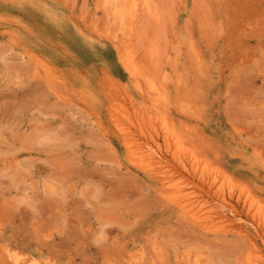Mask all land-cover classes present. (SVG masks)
<instances>
[{
    "label": "rangeland",
    "instance_id": "1",
    "mask_svg": "<svg viewBox=\"0 0 264 264\" xmlns=\"http://www.w3.org/2000/svg\"><path fill=\"white\" fill-rule=\"evenodd\" d=\"M129 1L118 19L105 0H0V264H246L248 252L264 264L257 207L233 211L224 180L231 207L209 197L171 164L163 140L136 146L166 156L145 163L168 173L165 196L194 202L198 221L184 216L127 159L105 113L113 100L141 143L143 110L152 115L148 99L163 91L171 103L157 93L159 110L184 147L264 203V0ZM118 52L141 67L139 79Z\"/></svg>",
    "mask_w": 264,
    "mask_h": 264
},
{
    "label": "bare ground",
    "instance_id": "2",
    "mask_svg": "<svg viewBox=\"0 0 264 264\" xmlns=\"http://www.w3.org/2000/svg\"><path fill=\"white\" fill-rule=\"evenodd\" d=\"M131 1V0H130ZM129 1V2H130ZM137 2H138V4H136L137 5V7H139L138 5H141L140 3L142 2V0H140V2L138 1V0H136ZM105 2L107 3V4H109L110 6H109V8L110 9H112L113 10V12H114V15H115V18H121L122 16H124V6H125V3H124V0H105ZM148 2V1H147ZM127 3V2H126ZM131 4V3H130ZM132 5V4H131ZM149 6H151L150 4H149ZM149 6L147 7V6H144L145 8L147 7L148 8V11L150 10L151 12H152V10L149 8ZM143 7V6H142ZM143 7V11L145 10V8ZM132 9V8H131ZM139 9H140V7H139ZM136 10H137V8H136ZM135 11V10H134ZM147 11V12H148ZM110 12V11H109ZM138 13H139V11H137ZM146 12V11H145ZM157 12V11H156ZM154 12H152V14L150 15V14H148V13H146V14H148V15H150V17L151 16H154V14H153ZM135 16H138L137 15V13L135 14ZM136 19V18H135ZM129 20V19H128ZM132 20V19H131ZM135 21V20H134ZM135 22H137V20L135 21ZM135 22H134V24H135ZM127 23L128 24H130L128 21H127ZM126 24V23H125ZM133 24V23H132ZM137 24V23H136ZM135 24V25H136ZM127 25V24H126ZM133 26V25H132ZM135 27V26H134ZM128 29V28H127ZM132 30V29H131ZM134 30V29H133ZM134 32V31H133ZM126 34H128V31L126 32ZM131 34V33H130ZM129 34V35H130ZM122 35V34H121ZM129 35H128V38H129ZM133 35V34H132ZM132 37V36H131ZM130 37V38H131ZM109 38V37H108ZM180 38V37H179ZM121 39H122V37H121ZM125 38H123V40H124ZM110 40V39H109ZM122 40V41H123ZM129 40V39H128ZM112 41V40H111ZM117 41V40H116ZM118 41H121V40H118ZM125 41V40H124ZM109 42V41H108ZM113 42V41H112ZM115 42V41H114ZM110 44H111V42H109ZM183 43V42H182ZM114 44V43H113ZM112 44V45H113ZM115 44H117V43H115ZM119 45H124V44H120L119 43ZM114 47V46H113ZM116 47H119V46H117L116 45ZM116 47H115V49H116ZM126 47V46H125ZM176 48V47H175ZM122 49V48H121ZM173 50V49H172ZM179 50V49H178ZM116 51H119V50H116ZM121 51V50H120ZM128 51V50H127ZM176 51V50H175ZM180 51V50H179ZM122 53H123V51H121ZM121 52H118V56H119V54L121 53ZM117 53V52H116ZM120 54L121 56L120 57H122V55L124 56V54ZM125 53V52H124ZM173 53V52H172ZM176 54V53H175ZM178 54H180V52L178 53ZM127 55V54H126ZM173 55V54H172ZM170 56V55H169ZM180 55H178V57H179ZM128 57V56H127ZM174 57V56H173ZM124 58V59H123ZM172 58V57H171ZM170 58V59H171ZM118 59V58H117ZM123 60H125V57H122V61L121 60H119V61H121L122 62V65L121 66H123L124 64L126 65H124V67H122V68H124L125 70H127L126 72L128 73L129 72V74H128V76H130V77H134V76H137L138 77V72H136V71H141L140 69H141V67H140V69L138 68V69H136L135 70V66H131V64H127V63H131L130 61L131 60H127V62L126 61H123ZM126 62V63H125ZM129 65H130V67H129ZM134 65V64H133ZM170 67V66H169ZM143 68V67H142ZM124 69H123V71H124ZM144 69V68H143ZM145 74H146V72H145ZM144 73H143V75H145ZM170 74V73H169ZM142 75V74H141ZM143 75L141 76V77H143ZM161 75V74H160ZM147 76V75H146ZM170 76V75H169ZM140 77V76H139ZM139 77L137 78V79H139ZM162 77V76H161ZM149 79H150V77H148ZM147 78V79H148ZM132 79V78H131ZM134 79H136V77L134 78ZM134 79H132V81L134 80ZM144 79H146L145 77H144ZM171 79H172V77H171ZM170 79V80H171ZM159 80V79H158ZM136 81V80H135ZM145 81V80H144ZM143 81V83H145ZM130 82V81H129ZM152 82V81H151ZM153 82H157V80L156 79H154V81ZM164 82H166V80L164 81ZM174 82H175V80H174ZM131 83V82H130ZM138 83V82H137ZM155 83H154V86H155ZM156 84H158V86L157 87H159L160 85H161V87L160 88H165L164 87V85L161 83L160 84V82L158 83H156ZM160 84V85H159ZM145 85H147V82L145 83ZM149 85H150V83H149ZM166 85V84H165ZM175 85H177V83H175ZM135 86H136V88L137 89H139L140 90V88H139V86H138V84H135ZM163 86V87H162ZM134 87V86H133ZM143 87H148V86H143ZM156 87V86H155ZM155 87H153V88H155ZM149 88H150V86H149ZM187 88V87H186ZM142 89H144V88H142ZM147 89V88H146ZM151 89H152V87H151ZM151 89H150V93H151ZM175 89H176V87H175ZM149 90V89H148ZM158 90V89H157ZM157 90H156V92H157ZM138 91V90H137ZM141 91V90H140ZM146 92H147V90H145ZM154 92H155V90H153ZM158 91H160V90H158ZM164 91H166L165 89H164ZM176 91V90H175ZM145 92V93H146ZM153 92V93H154ZM155 92V93H156ZM161 93H158V95L160 94H163V91H160ZM202 92V91H201ZM144 93V94H145ZM149 93V91L146 93V94H148ZM149 93V94H150ZM157 93H156V95L155 96H153V94H152V96H153V99H148V103H149V105H150V107L151 108H153L154 110H155V112L151 115L150 113H148L147 111H145V110H143V112L145 113L144 115L147 117V119H148V125L145 127V128H143V127H139V129H140V133L143 135L142 137H143V141L141 142V143H137V142H135V140L134 139H132L125 131H124V129L122 128V125L120 124V121H119V119H118V116H119V109L117 110V106L118 105H116V103L114 104L113 103V100H108L109 98H107V100L108 101H110V103H108V105H107V107H106V110H105V113L107 114V116H108V119H109V123L117 130V133H118V135L120 136V140H121V144H123V146H124V149H125V153L127 154V156L129 157H127V159H132V158H134L133 160H131V161H133L134 162V165L136 166V167H138V169H141L146 175H148V177L149 178H151L153 181H154V183H155V185L157 186V189H156V192L157 193H160V194H162L163 196H165V193L166 194H169V193H167V191H168V186H169V184L171 183L170 181H169V179H168V177H167V174L168 173H165V172H160V170L161 169H158L157 167L156 168H154V166H153V164L150 162V163H145V161L148 159V158H152V157H148V156H146V155H144L145 153H143V152H136V146H148L149 144H148V142H152L151 144H153V143H156L155 141L159 138L160 140H163V142H164V147H165V154L164 155H170V157H171V159H172V163L171 164H173V166L176 168V169H178L179 171V173L181 174H183L184 175V173H186V174H188V175H190L192 178H194V179H197L199 182H200V184H201V187L202 188H205V193L206 194H208V196L209 197H211V198H213V197H218V199L220 198H222L223 200H222V203H225V196H224V194H223V192H224V183H222V180H224L225 182H227L228 184H229V188L227 187V195L229 196L228 198H229V200L231 199V197H232V195H234V208L232 207V210L234 211L235 210V207L237 208V207H240L245 213L247 212V215H250V214H248L249 212H251V211H253V209H255V207H257V213H256V211H254L255 212V215H258L259 216V218H258V216H255L254 215V213H253V216L254 217H257V224H258V229L261 231V233H262V235H263V238H264V216H262V215H264L263 213L264 212H260V211H262V208L264 209V203H263V201H261V200H258V199H256L255 197H254V195H253V192L250 190V188L249 187H247V186H245V185H240V186H232V180L228 177V175H226L222 170L220 171V170H218L212 163H211V160H209L208 161V159H206V158H204V157H202V156H200V154L198 155L195 151H193V149L191 150L190 148H186V147H184V140H183V134L178 130V131H175V130H172V127H174L172 124H171V126L167 123L168 121H166V119L163 117L164 115H162V113L160 112V110H159V101L161 102L162 100H159V99H157V97H159L158 95H157ZM191 93V92H190ZM174 94H176L175 92H173V95ZM183 94V93H182ZM111 95V94H110ZM177 95V94H176ZM184 95V94H183ZM114 96V95H113ZM144 96V95H143ZM151 96V95H150ZM151 96V97H152ZM179 96V95H178ZM180 96H181V94H180ZM146 97V96H145ZM186 97V96H185ZM147 98H149L148 96H147ZM146 98V99H147ZM163 98H165V96H160V99H163ZM180 98V97H179ZM193 98V97H192ZM166 99H168L167 97L165 98V100ZM187 99H189V98H187ZM159 100V101H158ZM169 100V99H168ZM168 100H166V102H168ZM116 102V101H115ZM163 102V101H162ZM169 102L171 103V101L169 100ZM169 103V104H170ZM182 103V102H181ZM180 103V104H181ZM165 104V103H164ZM166 105V104H165ZM167 105H168V103H167ZM171 105V104H170ZM170 105H168V107L170 106ZM184 105H185V107H186V104L184 103ZM183 105V106H184ZM181 106H182V104H181ZM182 106V107H183ZM188 107V106H187ZM186 107V108H187ZM193 107V106H192ZM190 108L191 107H189V109H187V111L189 110L190 111ZM180 110H182V108H179ZM179 109H177V110H179ZM118 111V112H117ZM185 111H186V109H185ZM147 112V113H146ZM169 112V111H168ZM183 112V111H182ZM193 113H194V111H193ZM191 114H192V112H191ZM190 114V115H191ZM188 115V114H187ZM195 115V114H194ZM174 116V115H173ZM186 116V115H185ZM200 119V118H199ZM172 120V119H171ZM173 122V121H172ZM179 122V121H178ZM177 122V123H178ZM192 129V128H191ZM188 130V129H187ZM195 130V129H194ZM196 133V132H195ZM171 137H175L176 138V144L174 145V146H172L173 147V151L171 152V141H172V139H171ZM198 138V137H197ZM158 139V140H159ZM183 140V141H182ZM240 140V139H239ZM202 141V140H201ZM175 143V142H174ZM190 143V142H189ZM205 143V142H204ZM150 144V145H151ZM187 144H188V142H187ZM193 144V143H192ZM206 144V143H205ZM210 145V144H209ZM246 145V144H245ZM156 146H157V148H159V145H157L156 144ZM191 146V145H190ZM203 146V145H202ZM205 146V145H204ZM206 147V146H205ZM186 148V149H185ZM246 148V147H245ZM161 149V148H160ZM140 150H142V149H140ZM197 151V150H196ZM137 153V154H136ZM206 153V152H205ZM204 152H203V154H205ZM142 157H141V156ZM163 154H161V160L160 161H158L157 160V158H152L153 160H155L156 162H155V164H157V163H159V164H162V160H164V159H167L166 158V156H164ZM207 155V154H206ZM205 156V155H204ZM135 157H137V159H135ZM207 158H209L208 156H206ZM248 159V158H247ZM249 160V159H248ZM168 161V160H167ZM255 161V160H254ZM170 162H171V160H170ZM261 163V162H260ZM172 166V167H173ZM256 166V165H255ZM262 166V165H261ZM173 167V168H174ZM171 169V168H170ZM159 170V171H158ZM173 170V169H172ZM155 174V175H154ZM181 174V175H182ZM170 179H172V178H170ZM172 181V180H171ZM238 183V182H237ZM236 183V184H237ZM235 184V183H234ZM233 184V185H234ZM154 187V186H153ZM232 190H234V194H232L233 193V191ZM171 193V192H170ZM176 194V193H175ZM226 195V194H225ZM162 196V197H163ZM171 196V195H170ZM176 197H173V195L171 196V197H169V196H165L163 199L164 200H170L169 202H171L172 201V205H174L177 209H178V211H181V213L184 215V216H190V218L193 220V221H198V218H196L193 214L191 215V213L194 211L193 209L195 208L193 205H194V202H192V201H189V199L188 200H186V199H182V196L181 195H175ZM173 197V198H172ZM169 204H171V203H169ZM228 206V207H231L230 205H229V203H225V205L224 206ZM259 213H261V215L259 214ZM187 220V219H186ZM216 220L218 221V224H224V226H226V224L227 225H229V226H231V222L228 220V219H226L224 216H222V215H220L219 213H216ZM255 220V219H254ZM256 221V220H255ZM187 222H190V221H187ZM192 222V221H191ZM199 222H201V221H199ZM194 223V222H193ZM256 223V222H255ZM200 224V223H199ZM203 224V223H202ZM196 226H199V225H197L196 224ZM206 227H207V225H205ZM193 227H195V225L193 226ZM202 227V226H201ZM204 227V226H203ZM197 228H199V227H197ZM196 228V229H197ZM207 229V228H206ZM209 229V228H208ZM234 229L236 230V232H238V234L239 235H241L242 236V238H244V239H246V240H249V243H250V245L249 246H251L252 247V250L253 249H255V247L253 246L254 244H251V241H250V239H249V236H247L246 234H244L243 233V231L242 230H240V228H237V227H235L234 226ZM201 230H203L202 228H201ZM200 230V231H201ZM204 231V230H203ZM102 233V232H101ZM125 248V247H124ZM251 249V248H250ZM119 251V250H118ZM117 251V252H118ZM256 251V250H255ZM123 253V252H122ZM135 255V254H134ZM251 252H248V253H246L245 254V256H244V261H245V263L246 264H252V261H251ZM2 257H4V256H2ZM125 257V256H124ZM7 258L9 259V261H10V263L9 264H26L25 262H22L17 256H7ZM119 258V257H118ZM144 259H146V258H144ZM143 260V259H142ZM141 260V261H142ZM147 260V259H146ZM241 261V262H244V261ZM3 261V260H2ZM7 261V260H6ZM9 261H7V262H9ZM118 261V260H117ZM156 261V260H155ZM240 261V260H239ZM5 262V261H4ZM119 262V261H118ZM139 262V261H138ZM148 262H150V261H148ZM123 263V262H122ZM147 263V262H146ZM261 263H262V261H261ZM2 264V263H1ZM5 264H7V263H5ZM238 264V263H237ZM239 264H241V263H239Z\"/></svg>",
    "mask_w": 264,
    "mask_h": 264
}]
</instances>
